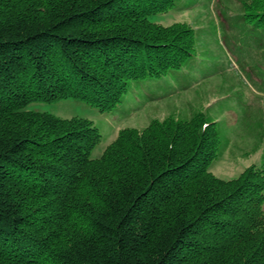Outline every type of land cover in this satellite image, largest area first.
Masks as SVG:
<instances>
[{
    "label": "trees",
    "instance_id": "1",
    "mask_svg": "<svg viewBox=\"0 0 264 264\" xmlns=\"http://www.w3.org/2000/svg\"><path fill=\"white\" fill-rule=\"evenodd\" d=\"M195 1L0 0V264H264V164L214 175L227 142L206 113L124 129L94 159L92 121L28 109L112 113L201 87L222 53L264 51V0L220 11L223 44L205 35L216 51L193 26L157 22Z\"/></svg>",
    "mask_w": 264,
    "mask_h": 264
},
{
    "label": "rangeland",
    "instance_id": "2",
    "mask_svg": "<svg viewBox=\"0 0 264 264\" xmlns=\"http://www.w3.org/2000/svg\"><path fill=\"white\" fill-rule=\"evenodd\" d=\"M195 2L194 7L186 6L184 10L176 9L160 14L157 22L163 26L177 23L193 26L203 36L200 44L216 51L218 48L213 44L215 40L206 39L205 35L207 32H215L223 44L224 21L220 11L231 13V10H243V2ZM225 27L227 30L228 27ZM221 64L224 67L223 74L204 80L206 83L200 81L202 86L199 88L158 101H148L134 94L119 110L112 113H102L87 103L72 99L34 103L28 109L50 113L62 119L77 117L92 121L102 136L101 142L92 152L94 159L101 158L124 129L143 131L154 121H162L167 117L191 118L197 112H204L219 122L227 142L223 144L220 156L211 170L220 179L233 180L246 168L264 164V83L260 79L261 73L254 67L255 64H261L264 68V51L253 52L247 62L241 64L232 54L222 53ZM247 73L252 78H248ZM255 147L260 149L254 150Z\"/></svg>",
    "mask_w": 264,
    "mask_h": 264
}]
</instances>
